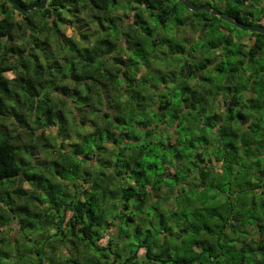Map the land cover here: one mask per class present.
<instances>
[{"label": "clouds", "instance_id": "9594fccd", "mask_svg": "<svg viewBox=\"0 0 264 264\" xmlns=\"http://www.w3.org/2000/svg\"><path fill=\"white\" fill-rule=\"evenodd\" d=\"M0 264H264V0H0Z\"/></svg>", "mask_w": 264, "mask_h": 264}]
</instances>
